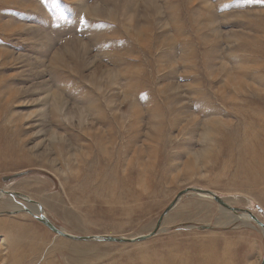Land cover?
<instances>
[{
    "label": "rangeland",
    "instance_id": "374dc122",
    "mask_svg": "<svg viewBox=\"0 0 264 264\" xmlns=\"http://www.w3.org/2000/svg\"><path fill=\"white\" fill-rule=\"evenodd\" d=\"M253 154L264 0H0V188L73 235L175 200L77 241L0 194V264H262L263 228L187 190L264 223Z\"/></svg>",
    "mask_w": 264,
    "mask_h": 264
},
{
    "label": "water",
    "instance_id": "95a60500",
    "mask_svg": "<svg viewBox=\"0 0 264 264\" xmlns=\"http://www.w3.org/2000/svg\"><path fill=\"white\" fill-rule=\"evenodd\" d=\"M188 191H195L196 193H200L203 195H207L210 196L211 198H213V200H215L222 208L228 210V211H232V212H240L241 214H246L247 218L251 221H253L254 223H256L257 225H259L261 228L264 229V223L261 222L259 219H257V217H255V215H253V213L250 210H245V209H238L235 207H232L231 205H229L228 203H226L221 197L217 196L216 194H214L212 191L210 190H205V189H197V188H190L187 189ZM186 190H184L183 192H180L179 195H181L182 193H184ZM0 194L1 195H8L10 197H21V199L25 200L26 202L29 203H35L37 205V209L39 210V214H32L35 219H37L38 221H40L42 224H44L47 228H49L52 232L56 233L57 235H60L62 237L71 239V240H77V241H84V240H91V239H97V240H103V241H117V242H123V241H138V240H143L146 237H150L152 235H154L160 227V224L163 220V217L165 215V213H167L169 211V209H171V207L175 204V200L167 207V209L164 211V213L158 218L157 222H156V226L153 229V231H151L150 233L146 234V235H141L139 237H133V238H124V237H113L110 235H73L70 233L65 232L63 229L55 226L45 215L44 213L40 212L42 210L41 205L31 199V198H25L20 196L19 194L12 192L11 190H7V189H3L0 188ZM25 211H27V207L23 208ZM28 212V211H27ZM30 213V212H29ZM262 264H264V256H263V260H262Z\"/></svg>",
    "mask_w": 264,
    "mask_h": 264
},
{
    "label": "bare ground",
    "instance_id": "6f19581e",
    "mask_svg": "<svg viewBox=\"0 0 264 264\" xmlns=\"http://www.w3.org/2000/svg\"><path fill=\"white\" fill-rule=\"evenodd\" d=\"M260 122H261V120H259ZM257 122V121H256ZM263 123V122H262ZM261 123V124H262ZM253 124V123H252ZM253 126H255V125H253ZM252 156H255L260 162H262L263 160H264V157H262V156H259V155H256V154H253ZM35 211V213L36 214H39L38 212H39V210H34ZM233 219V218H232ZM219 223H221V222H219ZM161 225V224H160Z\"/></svg>",
    "mask_w": 264,
    "mask_h": 264
}]
</instances>
